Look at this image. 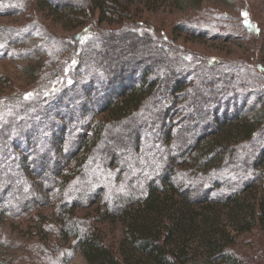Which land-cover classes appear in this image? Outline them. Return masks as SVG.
<instances>
[{
  "label": "trees",
  "instance_id": "16d2710c",
  "mask_svg": "<svg viewBox=\"0 0 264 264\" xmlns=\"http://www.w3.org/2000/svg\"><path fill=\"white\" fill-rule=\"evenodd\" d=\"M36 2L42 10H52L78 26L95 14L98 24L122 26L131 19L128 5L118 0ZM111 32L98 26L82 32L65 64L68 75L50 81L36 100L0 119V210L20 216L33 206L36 209L38 187L48 183L54 191L53 213L61 217L57 236L71 252L78 250L86 264H248L241 246L264 233V138L260 140L259 133H264V94L258 96L256 85L197 77L198 72L187 68L180 72L164 49L159 52L162 59L160 54H136L128 69L124 59L119 63L100 51L107 47ZM133 35L135 41L147 36L137 29ZM5 49L0 48V54ZM170 65L178 77L163 81L174 104L164 100L166 108L158 103L154 119L143 109L160 79L156 70L164 73ZM207 72L208 68L202 71ZM116 85L121 88L111 94ZM237 88L257 90L242 97ZM198 89L204 92L195 96ZM47 106L57 110L51 115ZM86 106L92 117L84 138L76 139L73 133L68 143L54 140L51 130L63 125L55 123L66 117L72 125L79 124ZM227 107L236 109L228 112ZM182 120L195 127L182 130ZM38 123L40 130L35 127ZM11 135L25 151L16 152ZM254 139L260 142L259 152L250 166L242 161L250 151L242 150L251 149ZM74 141H78L75 149L61 159L59 153H66ZM173 144L193 145L186 158L172 163L168 152ZM241 152L247 155L241 158ZM102 153L117 158L113 168L93 163ZM49 157L56 159L51 161V173L45 168ZM34 173L39 183L30 178ZM232 179L235 183L243 179L246 185L230 188L226 181ZM249 191L254 194L249 196ZM116 223L122 226L121 237L112 245L103 226Z\"/></svg>",
  "mask_w": 264,
  "mask_h": 264
},
{
  "label": "rangeland",
  "instance_id": "374dc122",
  "mask_svg": "<svg viewBox=\"0 0 264 264\" xmlns=\"http://www.w3.org/2000/svg\"><path fill=\"white\" fill-rule=\"evenodd\" d=\"M118 1L129 7L131 19L124 25L98 24V15L95 14L90 19L80 22L78 26V23L64 22L59 14L52 10H42L36 0H0V48H8L0 54L1 120L8 115L9 117L13 116L18 107L22 105L26 107V102L36 100L39 92L43 91L50 81L68 75V72H65V64L68 62L71 51L77 48L76 37L79 38L82 32L97 26L114 31L110 33L109 37L111 38L106 40L108 44L104 48L105 50L100 47V51L110 54L109 58L115 56L119 63L124 59L123 65H126L128 69L131 67L132 60L137 59L136 54H140V56L148 54L152 56L153 54L158 57L160 50L164 49L166 56L172 60L171 65L174 62V68L181 70L180 72L189 69L198 72L196 73L197 77L228 78L242 87H255V85L258 87V90L237 88V92L242 97H247L246 92L251 93L252 90H257L258 96L264 94V0ZM51 5L57 8L53 3ZM88 25L91 27L89 26V28ZM124 26H127V31ZM135 29L147 36L135 41L133 35ZM124 50H129L130 54L124 53ZM127 55L129 57L125 58ZM103 58L106 60L105 55ZM160 59H162L161 54ZM160 59L159 62L162 61ZM69 61L73 62L74 59L71 58ZM205 68H208L209 72L202 73ZM156 71L157 77L160 79L157 78V84L151 88L152 95L148 96L147 106L143 109L151 115L157 107L159 108L158 103L162 102L166 108L168 106L165 105L164 100L169 104L173 103L163 77L168 79L178 77L173 67L167 71L163 70L164 73H161L160 70ZM79 77L85 78L84 75ZM126 78L129 77L123 79L125 85L128 83ZM217 79L215 78V83L218 81ZM192 82L197 84L196 80ZM216 87L219 86L216 85L213 89ZM113 88L110 93L116 94L121 87L116 85ZM203 92L198 89V94L194 93V95H200ZM251 96L255 97L253 94ZM251 101L252 98L247 100L246 104ZM87 107L89 108L86 106L82 111V113L85 112V114L83 113L84 120L75 126L66 117L57 121L55 126L58 123L63 125L57 128L54 126L55 128L51 130L53 139L58 143H68V139L73 133L76 135V139L84 138L86 127L92 117V114L89 113L90 108ZM46 108L51 115L57 110L50 106ZM234 108L236 109V107L228 108V112L234 111ZM23 110H27V108ZM172 112L175 115L179 113ZM80 113L78 110V114ZM101 116L100 112L98 117ZM153 118L156 119L154 114ZM153 118H149L150 122ZM68 125L73 127L69 129ZM155 126L156 124H154ZM35 127L40 130L42 124L38 123ZM179 127L186 130L195 127V125L191 121L183 122L182 120L179 122ZM259 133L262 134L260 136V140H262L264 133ZM12 135L11 145L13 144L16 152L20 154L25 150L21 149V146L15 142L16 140L13 141L14 136ZM253 142L249 144V147L253 144L251 149L248 150L245 146L242 150L250 151L249 154L241 152L239 156L242 158L247 155L242 161H247L250 166L259 152L260 142ZM77 143L78 141H74L66 153H59V157L63 159L65 154L72 153L75 149L73 144ZM181 144H185V141ZM181 144H173V151L169 150L168 152L172 163L182 157L186 158L185 155L193 145L181 146ZM48 153L50 155L51 151L48 150ZM49 158L50 160L48 159L45 163V168H47V172L51 173L53 171L51 161L55 162L56 159ZM96 158L98 159L93 162L94 164L98 162L100 165L104 164V166L112 168L117 159L107 153L96 154ZM39 161V159L35 160L34 163ZM32 170L34 172V169ZM41 170V168L37 169L36 172ZM225 176L229 175L225 173ZM30 178H34V183L40 181L35 173ZM216 179H222V175H217ZM2 182L4 183L5 180ZM226 183L230 188L236 183L241 184L242 187L246 185L243 179L236 183L235 179L227 180ZM38 190H40L38 194L40 195L38 200H40L35 206L36 209L33 206L20 216H12L0 210V264H86L78 250L74 249L71 252L68 243L60 240L57 236V227L61 217H56L53 213L55 208L52 205L55 199L52 192L54 191L51 190L48 183L45 186H39ZM253 192L249 191V196H252ZM108 193L110 192L108 191ZM213 195H217V193L213 192ZM4 197L6 198V196ZM4 197L2 201L6 202ZM45 198H47V203H50L49 206ZM91 203L92 201L89 204ZM16 209L17 206H14V210ZM121 231L122 226L117 223L103 226L107 243L112 245L121 237ZM241 247H243V254L248 259V264H264V261L261 262L264 259V233H259L258 237L248 240Z\"/></svg>",
  "mask_w": 264,
  "mask_h": 264
},
{
  "label": "snow or ice",
  "instance_id": "6c2138e0",
  "mask_svg": "<svg viewBox=\"0 0 264 264\" xmlns=\"http://www.w3.org/2000/svg\"><path fill=\"white\" fill-rule=\"evenodd\" d=\"M244 15L246 16L247 14L245 13Z\"/></svg>",
  "mask_w": 264,
  "mask_h": 264
}]
</instances>
